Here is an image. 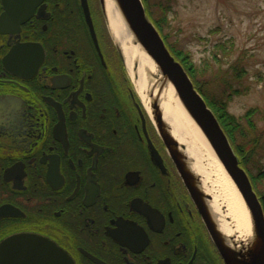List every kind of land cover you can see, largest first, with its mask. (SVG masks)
Instances as JSON below:
<instances>
[{"label": "flooded vegetation", "instance_id": "flooded-vegetation-1", "mask_svg": "<svg viewBox=\"0 0 264 264\" xmlns=\"http://www.w3.org/2000/svg\"><path fill=\"white\" fill-rule=\"evenodd\" d=\"M87 1L93 27L81 0H0L2 264H225L212 193L191 191Z\"/></svg>", "mask_w": 264, "mask_h": 264}, {"label": "rangeland", "instance_id": "rangeland-1", "mask_svg": "<svg viewBox=\"0 0 264 264\" xmlns=\"http://www.w3.org/2000/svg\"><path fill=\"white\" fill-rule=\"evenodd\" d=\"M150 7L154 18H166L163 34L189 55L208 94L227 96L226 86L240 91L229 101V112L249 132V149L257 140L252 157L263 174L258 186L263 197L264 0H150ZM128 75L132 80L129 70ZM253 109L252 126L245 116Z\"/></svg>", "mask_w": 264, "mask_h": 264}, {"label": "water", "instance_id": "water-1", "mask_svg": "<svg viewBox=\"0 0 264 264\" xmlns=\"http://www.w3.org/2000/svg\"><path fill=\"white\" fill-rule=\"evenodd\" d=\"M100 1L105 10V0ZM114 2L121 13L128 33L132 36L133 41L131 43L133 45H139L156 67V69L147 68L149 70L146 72V95L150 105V113L163 140L172 150H176L175 145L187 149L185 143H180L179 138L173 135L172 127L163 118V113L159 105L162 88L170 84L173 86L175 94L183 108L197 125L222 163L227 174L235 183L251 213L255 237L250 240L239 237V234L236 232L230 235L224 234L220 230L219 225L215 224V221L212 220L208 212L203 211L202 206L200 207L212 239L225 264H264V208L247 171L241 166L240 160L218 118L196 88L184 66L167 47L158 29L148 17L143 0H114ZM81 3L87 19L90 21V26L93 27L88 1L81 0ZM117 47L125 61L123 51L118 43ZM133 66L137 76L136 78H139V61L135 60ZM179 156L185 160L191 159L187 150ZM191 160L193 161V159ZM182 173L187 183L191 186V191L192 188L197 191V183L201 181L200 178L202 176L196 173V171H193V168L189 166V162L187 161L186 168L182 170ZM204 205L206 204L204 203ZM225 212L226 207L222 206L221 213L224 214ZM225 221L232 223L228 217L225 218ZM20 238H16V240L19 239V243L17 241H10L11 243L8 246H21ZM40 245L42 246V243ZM6 247V243L0 245V264H2V254L5 252ZM57 252L58 263L64 259L66 264H75L73 259L65 257L60 250H57ZM20 254L22 253L20 252ZM44 260L45 258L43 256L37 257L36 263L44 264L46 262Z\"/></svg>", "mask_w": 264, "mask_h": 264}, {"label": "bare ground", "instance_id": "bare-ground-1", "mask_svg": "<svg viewBox=\"0 0 264 264\" xmlns=\"http://www.w3.org/2000/svg\"><path fill=\"white\" fill-rule=\"evenodd\" d=\"M105 12L110 31L123 51L125 62L132 79H134L135 87L150 112V105L146 95V72L149 70L147 68L156 69V67L139 45L131 43L133 41L132 36L128 33L114 0H105ZM135 60L139 61L140 64L138 70L139 78H136L137 76L134 72L133 65ZM159 105L163 118L172 127L173 135L179 138L180 143H185L187 153L193 159V170L202 175L206 187L209 188L213 195L212 209L216 214L220 230L226 235L236 232L241 238L253 239L255 234L251 213L239 190L227 174L210 144L183 108L173 86L170 84L162 88ZM222 206L226 207L224 214L221 213ZM227 217L231 219L232 223L225 221Z\"/></svg>", "mask_w": 264, "mask_h": 264}, {"label": "trees", "instance_id": "trees-1", "mask_svg": "<svg viewBox=\"0 0 264 264\" xmlns=\"http://www.w3.org/2000/svg\"><path fill=\"white\" fill-rule=\"evenodd\" d=\"M145 7L147 9V14L150 17V19L154 22L155 26L157 27L158 31L161 33L163 39L165 40L167 46L169 47L171 53L175 56V58L182 63L188 74L190 75L191 79L193 80L196 88L201 92V94L204 96L207 104L209 107L213 110V112L216 114L221 126L223 127L225 133L227 134L239 160L241 163V166L245 168L251 178L252 184L254 186V189L260 196L262 194L261 192H258V186L260 182H262V176L261 170H258L257 164L253 161V151L255 144L257 140H254L253 147L248 148L247 146V138L249 136V132L247 131L246 127L243 126L240 121L229 112V101L233 100V96L235 94H239V90H235L232 86H226L225 92L227 94L226 100L224 97L220 98H214L211 94H208L204 88L203 84L198 81L197 77V69L193 65V63L189 59V55L185 53L182 49H178L176 47H173L169 43V35L163 34V27L161 23V19L163 22L167 23L166 18H154L153 13L151 12L150 7V0H143ZM161 4V3H160ZM160 7V5H159ZM228 85V84H227ZM257 112L256 109L251 110L248 115L245 116V118L248 120L250 125L253 126V114ZM243 118V117H241ZM254 172V173H253ZM263 205H264V194L263 197H261Z\"/></svg>", "mask_w": 264, "mask_h": 264}]
</instances>
